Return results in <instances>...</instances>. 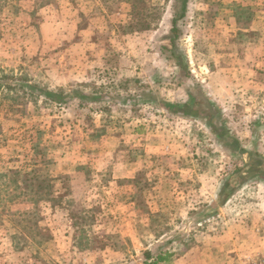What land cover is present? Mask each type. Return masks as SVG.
Returning <instances> with one entry per match:
<instances>
[{"label":"rangeland","instance_id":"1","mask_svg":"<svg viewBox=\"0 0 264 264\" xmlns=\"http://www.w3.org/2000/svg\"><path fill=\"white\" fill-rule=\"evenodd\" d=\"M183 1L0 0V264L264 256V0Z\"/></svg>","mask_w":264,"mask_h":264},{"label":"trees","instance_id":"2","mask_svg":"<svg viewBox=\"0 0 264 264\" xmlns=\"http://www.w3.org/2000/svg\"><path fill=\"white\" fill-rule=\"evenodd\" d=\"M186 4H187V0H184L183 3H182V5H181V7L175 12V16H174V18L172 20V30H171L172 37L169 38V41H170L171 47H172V49H170L171 50L172 57H176V58H179L178 57V54H177V50L178 49H177V45H176V40L178 39V36H179L178 34L180 32V25H179V23L185 17V13H186V9H187L186 8ZM187 78H188V75H185L184 78L181 79V81L179 82V84L183 85L185 83V80ZM45 95H47V93ZM51 97L54 98L55 96H51ZM85 97H88V96H83L82 98H85ZM191 97L193 98V100L195 99V97H193V96H191ZM88 98H90V97H88ZM99 99H101V98H99ZM69 100L70 99L64 98L63 96H61V97H58L57 102H59V103H62V102L63 103H67ZM91 100L95 101V100H97V98H91ZM167 106L168 107H173V105H167ZM176 108H178V107H176ZM49 189H51L50 195H52L55 188L53 186H49ZM66 191H67V189H66ZM66 196H67V193L64 195V197H62V199L66 198ZM162 260H163L162 258H159L158 261H162Z\"/></svg>","mask_w":264,"mask_h":264},{"label":"built area","instance_id":"3","mask_svg":"<svg viewBox=\"0 0 264 264\" xmlns=\"http://www.w3.org/2000/svg\"><path fill=\"white\" fill-rule=\"evenodd\" d=\"M241 262L239 264H264V256L258 253L249 254L243 256Z\"/></svg>","mask_w":264,"mask_h":264},{"label":"crops","instance_id":"4","mask_svg":"<svg viewBox=\"0 0 264 264\" xmlns=\"http://www.w3.org/2000/svg\"><path fill=\"white\" fill-rule=\"evenodd\" d=\"M112 140V138H109V141H111ZM117 151V150H116ZM115 151V152H116ZM130 162H134L135 160L134 159H130L129 160ZM115 162L116 163H118V162H123V159H121V158H117V156H115ZM133 164V163H132ZM135 164H133V166H134ZM131 175V176H130ZM129 176L127 175V177L129 178H133L132 176H133V172H131V174H130ZM251 251H258V249H255V250H251ZM259 251H261L260 249H259Z\"/></svg>","mask_w":264,"mask_h":264}]
</instances>
